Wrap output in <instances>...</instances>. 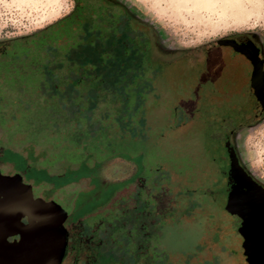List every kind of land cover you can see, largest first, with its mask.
Here are the masks:
<instances>
[{"label":"rangeland","instance_id":"rangeland-1","mask_svg":"<svg viewBox=\"0 0 264 264\" xmlns=\"http://www.w3.org/2000/svg\"><path fill=\"white\" fill-rule=\"evenodd\" d=\"M124 1L139 18L152 25L159 47L166 52L193 50L220 38L238 35L257 36L264 49V0H261V6L257 2L243 1L246 3L243 6L221 2L218 6L207 8L203 7V3L199 7L192 6L194 3L186 0ZM56 8L58 15L54 16ZM71 8L68 0H0V42L28 37L63 18ZM172 58L163 56L159 59L161 69L156 75L157 90L144 101L142 111L130 120L135 125L144 113L146 115L143 120L146 130L143 133L141 129L132 132L145 139L141 146L134 140L122 138L123 134L118 130L119 121L114 120V116L118 115L117 107L103 103L96 112V121L102 120V124L110 126L107 129L101 126L97 140L92 144H107L105 149H100L102 152H96L102 153V157H111L105 169H113L120 176L119 182L110 177V183H106L105 188L96 190L93 179L82 177L74 182L76 178L69 175L68 181H63V184L71 179H74L71 181L74 183L65 193L54 194L47 189L54 180L40 171L36 162L30 163V171L22 176L23 182L31 186L35 198L45 201L55 198L57 202L61 195L70 196L72 207L66 206L63 198L57 202L68 213L63 223L66 227L80 219L83 223L96 224L98 228L95 230L99 233L104 230L109 243L106 245L109 246L112 241L118 245V241H121V250L129 252V260L116 261L114 258V264H230L227 259L221 260L217 255L222 245L232 244L230 230L222 231L218 244L211 231L215 222H206L208 231L200 211L202 206H199V212L195 211L196 205L202 202V196H196L200 190L197 189L194 194L187 191L191 176L197 174L194 170L202 167V159L206 156L203 153L208 154L220 143L221 125L202 119L200 103L182 101L193 98L194 94L202 99V86H199L197 77L200 76L197 70L202 68V63L195 65L194 60L185 57L173 66L166 65L165 60ZM20 95L14 100L18 105L21 99L27 98L29 101L28 94ZM40 111L38 106L33 108L38 115ZM84 111V108L78 109L75 119L83 121ZM105 114L108 118L103 120ZM29 117L26 110L19 120L24 133L32 122L38 123V117ZM127 118L125 123H128ZM112 125L116 127L111 129ZM121 128H127V125ZM69 131L63 130L62 134ZM78 134L82 138L80 131ZM234 134L232 142L239 158L253 175L264 180V115L237 129ZM222 150L220 146L219 152ZM24 158L28 157L22 149H6L0 154L1 174L13 175L26 171L28 164ZM233 178L238 179V174ZM58 185H62L59 180ZM221 189L220 182L215 189L217 220H220L221 213ZM222 219L226 221V217H221V222ZM71 249L77 259L75 264L91 263L88 247L73 243ZM107 249L113 250V246Z\"/></svg>","mask_w":264,"mask_h":264},{"label":"trees","instance_id":"trees-1","mask_svg":"<svg viewBox=\"0 0 264 264\" xmlns=\"http://www.w3.org/2000/svg\"><path fill=\"white\" fill-rule=\"evenodd\" d=\"M98 26L90 18L79 25L70 16L61 18L21 38L23 43L20 46L0 55V116H7L0 118V154L8 148L22 149L28 157L24 158L28 165L27 170L19 174L25 175L31 169L30 163L36 162L39 170L54 180L47 187L54 194L65 193L72 183L82 177L93 179L96 190L105 188L106 183H110V177L119 182L120 176L113 169H105L111 157L105 158L102 153L96 152H102L100 149H105L107 144H92L97 140L101 126L104 129L110 126L102 124V120L96 121V112L103 103L117 107L118 115L114 116V120L119 121L118 130L123 134L122 138L134 140L140 146L145 140L132 134L137 129H141L142 133L146 130L143 122L145 113L136 126L130 120L142 111L148 96L156 92V75L160 72L159 59L162 57L155 56L156 51L145 28H142V39L133 42L128 39L131 34L127 29H121V35L105 36ZM21 93L28 94L29 101L21 99L18 105L14 100ZM76 102H79L78 105ZM37 106L41 110L39 115L33 112ZM80 108L85 109L83 121L75 119ZM24 110L29 111L32 119L38 117V123L29 121L33 124L28 126L27 133H24L19 121L25 114ZM124 116L129 117L126 119L128 123H125ZM107 118L105 114L103 120ZM122 121L127 128H121L125 125ZM115 127L112 125L111 129ZM63 130L70 131L62 134ZM78 131L82 133V138ZM24 134H28V139ZM220 145L222 148V143ZM220 145L208 154L203 153L206 156L202 159V167L194 170L198 175L191 176L187 184L190 193L200 190L196 196H202V202L196 205L195 211L199 212V206H202L200 211L208 231L207 223L215 222L211 231L218 244L223 234L221 216L220 220L216 219L214 208L218 202L215 189L218 183L224 181L228 170L224 150L219 152ZM69 175L76 178L75 181L71 182L74 180L71 179L63 184V181H68ZM57 180L62 185L57 186ZM82 223L79 219L64 229L61 238L65 248L77 238L80 246L95 245V264H114V258L116 261L129 260V252L121 250V241L118 245L112 241L108 246L104 230L102 233L94 232L98 228L96 224ZM111 246L113 250H108ZM219 253L220 250L217 255Z\"/></svg>","mask_w":264,"mask_h":264},{"label":"flooded vegetation","instance_id":"flooded-vegetation-1","mask_svg":"<svg viewBox=\"0 0 264 264\" xmlns=\"http://www.w3.org/2000/svg\"><path fill=\"white\" fill-rule=\"evenodd\" d=\"M68 1H70L72 8L63 18L70 16L76 25H79L84 19L90 18L94 25H99L98 27L105 32V36L121 35L120 30L125 31L127 29L131 34L128 39L133 42L142 39V28H145L149 40L153 44L154 52L156 51L155 56H173L172 60H165L166 65L173 66L185 57L194 60L192 62L195 65L198 64L197 62L202 63V68L197 70L200 74L197 77L200 83L199 86H202V99L197 98L194 94L192 95L193 98L183 99L182 101L188 104L200 103L202 106V119L211 123L219 122V125H221L220 136L222 139L218 145L222 143V147L226 152L228 170L224 181L221 182L220 216L224 218L229 215L225 211L228 195L233 188L242 185L244 172L259 187L251 191L255 196H253L252 201L254 208L251 215L253 219L250 221L252 230L262 237V240L256 242L257 245L253 244L254 248L258 247L259 256L252 257L249 261L244 256V240L238 232L242 220L238 216L232 215L235 240L232 241V244L227 242L228 245L224 244L220 247L219 257L221 260L227 259L230 264H264V197L261 196L264 191V180L258 179L246 168L232 142L235 136L234 131L253 123L256 118L264 115V80L263 82L261 80V77L264 76V67L262 72L260 64L256 60L257 56L264 60V49L260 39L255 35L230 36L220 38L201 48L188 51L169 50L166 52L159 47L152 25L139 18L124 0ZM20 40L21 38L0 42V55L11 48L20 46L23 43ZM188 95L191 94L188 93ZM239 165L243 171L238 169ZM236 174L239 176L238 179L233 178ZM245 190L243 188L241 191L244 192ZM221 223V231H223L226 229L224 227L226 222L222 219ZM63 228L65 229L66 226L63 225ZM73 243L81 245L79 240L75 238L74 241L70 242V246L65 248L64 253L71 254L74 257L72 264H75L77 259L71 249ZM90 245L84 247L89 248L88 255L91 257V263L89 264H95V245ZM84 264L87 263L84 262Z\"/></svg>","mask_w":264,"mask_h":264},{"label":"water","instance_id":"water-1","mask_svg":"<svg viewBox=\"0 0 264 264\" xmlns=\"http://www.w3.org/2000/svg\"><path fill=\"white\" fill-rule=\"evenodd\" d=\"M256 60L263 72L264 60L258 56ZM261 80L263 82L264 76ZM238 169L243 171L240 165ZM243 175L244 184L233 188L228 195L225 211L229 215L225 216V222L234 241L231 216L242 220L238 232L244 240L243 254L249 261L259 256L258 247L254 248L253 244L262 240L250 226L255 196L251 191L259 187L246 172ZM243 188L246 189L244 192L241 191ZM261 196L264 197V191ZM62 198L66 206H73L70 196L61 195L57 200ZM57 202L55 198L45 201L33 197L31 186L23 182L19 173L3 175L0 172V264H72L74 257L64 253L65 244L61 238L68 213Z\"/></svg>","mask_w":264,"mask_h":264},{"label":"bare ground","instance_id":"bare-ground-1","mask_svg":"<svg viewBox=\"0 0 264 264\" xmlns=\"http://www.w3.org/2000/svg\"><path fill=\"white\" fill-rule=\"evenodd\" d=\"M30 1V0H29ZM32 1H34V0H32ZM50 2H52V0H49ZM54 2H58V0H53ZM178 1H180L181 2V0H178ZM182 1H184V0H182ZM186 1H188V2H192V3H194V4H192V6L194 5L195 7H199L200 5L202 6V3H203V7L204 8H207V7H211V6H218L219 5V3H221V2H229V3H232V5L233 4H235V6L236 5H238V6H243L242 4H246V3H243V1H246V2H257V4L258 5H260V3H261V0H186ZM17 3V2H16ZM256 4V3H255ZM228 6V5H227ZM245 6V5H244ZM256 6V5H255ZM261 6V5H260ZM259 6V7H260ZM229 7H232V6H229ZM234 7V6H233ZM232 7V8H233ZM257 7V6H256ZM246 8V7H245ZM254 8V7H253ZM258 8V7H257ZM57 9L58 8H56L55 9V11H54V16L55 15H58V12H57ZM236 9V8H235ZM244 10V9H243ZM245 10H248V9H245ZM262 10V9H261ZM242 11V10H241ZM250 11V10H249ZM248 11V12H249ZM251 13V12H250Z\"/></svg>","mask_w":264,"mask_h":264}]
</instances>
